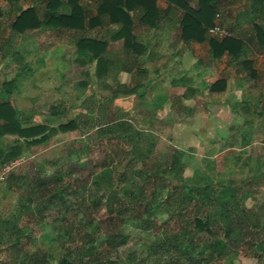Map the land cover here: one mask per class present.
<instances>
[{"label": "rangeland", "instance_id": "rangeland-1", "mask_svg": "<svg viewBox=\"0 0 264 264\" xmlns=\"http://www.w3.org/2000/svg\"><path fill=\"white\" fill-rule=\"evenodd\" d=\"M121 45L118 41L111 47L118 52ZM21 47L22 59H0V99L10 94L22 117H31L24 125L57 127L77 118L80 128L50 135L35 145L16 135L0 136V168L21 159L0 183V264L10 258L11 225L23 233L19 247L23 251L47 253L55 261L67 257L73 263L75 255L67 251L75 228L67 231L84 220L80 211L84 205L91 208L95 225L99 223L88 226L87 232L96 238L95 246L103 247L111 230L108 220L118 209L114 203L122 199L125 190L134 191L136 199L132 211L120 221L126 236V243L116 253L121 264H164L176 256L192 262L193 253L210 255L207 240L212 238L216 245L213 264H262L251 256L248 244L230 251L222 236L211 237L205 232L191 235L188 244L189 239L180 232L145 230L143 224L150 218L157 223L168 219L157 204L174 184V175L167 169L175 158L182 178L236 192L235 209L264 205V127L260 129L259 116H255L257 121L236 119L234 112L224 110L218 102L214 106L208 97L191 106L196 109L194 115L166 103L145 110L143 102L136 104L119 91L118 82H126V75L113 76L107 68L100 71L96 60L75 53L69 45L62 59H36L41 54L38 49L25 51L26 44ZM29 54L33 58L24 59ZM175 100L180 102L182 96ZM90 102L102 103L115 118L132 119L144 138L143 163L114 161L115 142L100 134ZM52 107L61 115L51 116ZM12 146H20V155L5 159ZM142 168L147 173L137 176ZM63 186L75 189V195L59 194ZM53 196L58 202L51 201ZM156 205L153 215L146 216L145 207Z\"/></svg>", "mask_w": 264, "mask_h": 264}, {"label": "trees", "instance_id": "trees-1", "mask_svg": "<svg viewBox=\"0 0 264 264\" xmlns=\"http://www.w3.org/2000/svg\"><path fill=\"white\" fill-rule=\"evenodd\" d=\"M8 4L16 8L18 14L15 17L11 28L14 32H24L28 29L40 27L42 23L55 27L65 28L66 30H77L84 33L91 28L99 17L100 24H104L105 17L102 14H108V23L118 26L117 32L111 36L113 40L123 39L122 57H118L113 51L109 50L108 42L105 39H94L81 37L78 39L77 51L80 54H90L89 60H96L98 69L104 70L107 64H112L115 71L126 70V51L130 52L131 45H136V37L132 34V21L130 11H136L140 14V24L147 28H154L160 24L161 10L156 5V0H91L98 9V17L86 21L83 8L79 0H40L41 5L21 9L20 0H6ZM170 4L168 11L175 13L181 11L179 25L182 29V37L188 40L190 37L208 39L214 57H218L229 49V45L238 40V34L232 32V36L219 40L217 37L206 36L207 30L213 25L216 14L232 5L234 0H167ZM190 2L195 6L191 7ZM45 10L42 18L39 16V10ZM0 11V18H1ZM46 20L45 22L43 21ZM104 20V22L102 21ZM197 23L196 30H188V23ZM107 23V24H108ZM188 25V26H187ZM188 30V31H187ZM257 36L260 35V27L256 26ZM188 32V33H187ZM190 32V33H189ZM239 41V40H238ZM136 52V50L133 49ZM109 52V53H108ZM122 55V54H121ZM222 82L216 81L211 85L212 91L220 90ZM119 91L126 94V87L119 85ZM125 87V88H124ZM223 88V87H222ZM221 88V89H222ZM118 92V91H117ZM0 99V136L5 134L16 135L22 138L28 144H38L46 140L50 135L57 133L72 132L80 128L77 118H71L57 127H51L44 124L24 125L30 122L31 117L21 115V112L12 105L10 94ZM91 105V106H90ZM88 105L90 112L96 113L97 127L100 134L106 139L113 140L116 145L115 162L131 165L137 162L143 163L140 153L144 138L132 122L125 118H115V114L109 113L107 107L102 103ZM50 115L58 117L59 111L52 107ZM109 116L111 117L110 120ZM101 128H105L100 130ZM104 131V132H103ZM148 150V149H147ZM20 146H12L5 155V159H15L20 155ZM181 165L178 159H174L168 167V171L174 175V184L171 191L157 204L161 210L168 215L165 222L157 223V220L151 218L143 222L145 230H175L183 234L190 244V239L198 232H205L211 237L222 236L224 245L230 251L237 252L242 245H250L252 255L258 261L264 264V205L257 204L249 209H235L236 192L228 191L226 187L215 189L210 183L195 182L180 176ZM143 168L138 171L137 176H142ZM148 174H150L148 172ZM156 176V174H150ZM68 197L75 195V189H68L63 186L58 191ZM145 194V190H142ZM155 194V189L152 195ZM135 192L125 190L122 199H117L114 203L117 206V212L108 220L111 221V230L107 233L103 247L94 245L96 238L92 233L87 232L88 226L95 225V217H92L90 207L84 205L81 212H84V220L75 227H71L67 232H71L70 243H68V254H74L75 260L70 263L67 257L55 261L52 255L47 253L23 251L21 247V237L23 233L17 231L14 225H11L13 242L8 249L10 258L6 264H121L117 256V249L126 243V236L121 229V218L133 209L135 201ZM52 202H58L55 196ZM145 207L146 216H152L158 208ZM137 209V208H136ZM207 246L210 255L205 257L200 253H193L195 257L190 262L178 256L171 258L164 264H213V256L216 252V245L213 238L207 240ZM20 247V248H19ZM20 250L23 252L20 255ZM191 256V251L187 252Z\"/></svg>", "mask_w": 264, "mask_h": 264}, {"label": "crops", "instance_id": "crops-1", "mask_svg": "<svg viewBox=\"0 0 264 264\" xmlns=\"http://www.w3.org/2000/svg\"><path fill=\"white\" fill-rule=\"evenodd\" d=\"M79 4L84 9L86 21L100 15L91 0H79ZM40 5V0L19 1L21 9ZM156 5L161 10L162 18L160 24L154 28L141 25L138 12H129L133 24L132 34L139 43L133 46L130 42L131 51H126V70L116 72L112 64H107V70L113 76L117 73H121V77L126 75V82H118V86L126 87V97H131L136 104L143 102L141 106L145 110L166 103L174 110H187L190 115H194L196 110L191 106H196L199 99L205 102L203 98L208 97L214 106V102H218L225 107L224 110L234 112L236 119L250 118L257 121L255 116H259L260 129L263 128L264 0H234L231 6L216 14L213 25L221 24L239 36V41L229 45V49L224 50L218 57L213 56L212 47L205 37L192 36L188 40L182 37L178 22L181 11H168L170 4L167 0H156ZM190 6L194 7L195 3L190 2ZM38 10L42 18L45 10ZM0 11V59H22L24 51L21 46L24 44L27 45L25 51L38 49L36 52L43 54L36 59H62L68 45L75 53L80 54L76 51V42L81 37L105 39L108 42L107 48L113 53L116 50L111 44L121 41L119 51L114 54L123 56V39L111 38L117 32L118 26L108 23L107 13L101 15L105 17L106 22L102 19L104 24H100L98 17L97 22L84 33L44 23L40 27L16 33L11 28L18 14L16 8L6 0H0ZM190 24L192 22L188 23ZM256 26L261 29L258 36ZM197 27V23H194L188 26V30H196ZM206 36L213 37L208 30ZM30 54L24 59L31 58ZM89 55L83 54L84 57ZM216 81L222 82L220 86L223 88L212 91L211 85ZM177 93L180 94L176 95ZM153 95L154 98H151ZM180 96V102L174 101V98ZM185 101L188 102L187 105L184 104ZM126 119L133 123L132 119ZM257 136H260L259 132Z\"/></svg>", "mask_w": 264, "mask_h": 264}, {"label": "built area", "instance_id": "built-area-1", "mask_svg": "<svg viewBox=\"0 0 264 264\" xmlns=\"http://www.w3.org/2000/svg\"><path fill=\"white\" fill-rule=\"evenodd\" d=\"M208 32L211 36L217 37L219 39H224L232 36V32L225 26L221 24H214L208 28ZM21 159H15L9 163L4 164L0 168V183L6 178L7 173H9L17 164H19Z\"/></svg>", "mask_w": 264, "mask_h": 264}]
</instances>
